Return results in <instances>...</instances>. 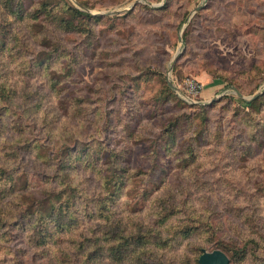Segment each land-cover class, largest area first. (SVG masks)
I'll return each mask as SVG.
<instances>
[{
  "label": "rangeland",
  "instance_id": "rangeland-1",
  "mask_svg": "<svg viewBox=\"0 0 264 264\" xmlns=\"http://www.w3.org/2000/svg\"><path fill=\"white\" fill-rule=\"evenodd\" d=\"M43 3L94 19L41 38L15 12ZM0 41V264H264L234 255L264 235V98L185 84L264 93V0H0Z\"/></svg>",
  "mask_w": 264,
  "mask_h": 264
},
{
  "label": "trees",
  "instance_id": "trees-1",
  "mask_svg": "<svg viewBox=\"0 0 264 264\" xmlns=\"http://www.w3.org/2000/svg\"><path fill=\"white\" fill-rule=\"evenodd\" d=\"M56 7V8H55ZM206 9V8H205ZM205 9H202L204 11ZM19 13V14H18ZM15 14L17 15V23H21L19 20H30L29 22H25L23 24H26L30 29L35 30V34H38V37H41L44 35L43 30L45 29L46 31L48 30V25L55 27L56 30H65L68 32L72 31H80L76 26H75V20L80 19L81 21H86L89 22V20L94 19L93 16L89 13L80 11L78 9L73 8L72 6H69L67 4L60 5L59 7L57 6H51L50 4L43 3V8L40 11V14L36 17L32 16L33 18H30L31 15L28 14L25 10H20L16 11ZM101 18V17H99ZM34 19V20H33ZM40 25V26H39ZM40 31V32H39ZM185 40V39H184ZM186 41V40H185ZM2 41H0V46L2 45ZM184 53L180 56V58L183 56ZM179 58V59H180ZM178 59V61H179ZM44 63V62H42ZM217 71V70H216ZM217 74H214L215 78L218 79H223L222 77L224 75H227L228 72H225L223 70H218L216 72ZM228 75H233V74H228ZM224 82L227 83L226 87H233L236 88L239 92H243V90L237 86H235L233 83H229L226 79H223ZM169 85V84H168ZM168 87V86H167ZM169 89V87H168ZM7 91L6 87L3 86L2 84L0 85V92L5 93ZM264 98V93L259 96L257 99L247 102L243 100V103L246 105L247 108L252 109L256 108L258 103L263 100ZM12 178H8L5 175V169H3L0 166V195L4 198L6 196H9L10 194L8 189H11L9 182L11 181ZM10 212L8 213L6 209L0 207V226L5 225L7 223V220L12 219V210H9ZM60 212V210H59ZM58 214V213H57ZM2 238V237H0ZM38 241L36 242L37 246L40 248H44L49 246V242L51 240V235L49 233H42L40 236H37ZM245 242L241 246H235V257L241 261H246L249 259H252V256H257L258 252L263 249L264 245V235L260 236H253L251 234H248L245 237ZM1 240V239H0ZM60 237L56 239V243L59 244L58 241H60ZM57 244V246H59ZM201 255L203 254V248H200ZM69 252V251H68ZM227 254V253H226ZM67 256H70L66 252ZM74 255V254H73ZM200 255V257H201ZM71 257V256H70ZM199 257V259H200ZM231 260V259H230ZM231 263V262H230Z\"/></svg>",
  "mask_w": 264,
  "mask_h": 264
},
{
  "label": "water",
  "instance_id": "water-1",
  "mask_svg": "<svg viewBox=\"0 0 264 264\" xmlns=\"http://www.w3.org/2000/svg\"><path fill=\"white\" fill-rule=\"evenodd\" d=\"M139 1L135 2L136 4ZM204 6H199L195 9V11L192 12V14L190 15V18L198 11L202 10ZM133 9V7L131 8ZM118 13H123V12H112L109 13L107 15H114V14H118ZM182 36H180V42H182ZM183 52H179L176 54V56L173 59V65L178 61V59L180 58V56L182 55ZM169 85L172 88H175L174 85L170 82V80H168ZM233 90L235 91V93L237 94V96L242 99L245 100L247 102L253 101L255 99H257L259 96H261L263 94V91L256 93L255 95H253L250 98H246L243 96V94L241 92H239L236 88H233ZM231 260L230 257L223 252L222 250H214L212 252H206L204 251L203 254L201 255L200 259H199V263L200 264H230Z\"/></svg>",
  "mask_w": 264,
  "mask_h": 264
},
{
  "label": "crops",
  "instance_id": "crops-1",
  "mask_svg": "<svg viewBox=\"0 0 264 264\" xmlns=\"http://www.w3.org/2000/svg\"><path fill=\"white\" fill-rule=\"evenodd\" d=\"M194 80L198 81L199 83H201L200 81H205V84L207 85L206 90H203L200 93L201 98L203 97L204 99L213 97L212 93H217L218 89H221L222 91L227 89L226 82L213 77L208 71L205 73V75H200ZM201 85L204 87V84L201 83Z\"/></svg>",
  "mask_w": 264,
  "mask_h": 264
},
{
  "label": "built area",
  "instance_id": "built-area-1",
  "mask_svg": "<svg viewBox=\"0 0 264 264\" xmlns=\"http://www.w3.org/2000/svg\"><path fill=\"white\" fill-rule=\"evenodd\" d=\"M187 92L193 97H198L202 90V85L194 79H188L186 82Z\"/></svg>",
  "mask_w": 264,
  "mask_h": 264
}]
</instances>
